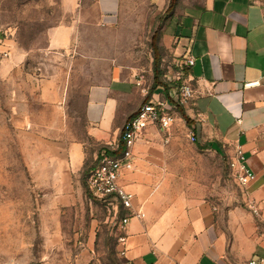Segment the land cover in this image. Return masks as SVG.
Wrapping results in <instances>:
<instances>
[{"label": "crops", "instance_id": "crops-1", "mask_svg": "<svg viewBox=\"0 0 264 264\" xmlns=\"http://www.w3.org/2000/svg\"><path fill=\"white\" fill-rule=\"evenodd\" d=\"M153 3L152 43L145 63L128 64L120 52L102 63L84 54L88 64H101L98 70L105 66V76L85 88L87 139L74 142L60 170L66 193H71L73 183L79 192L81 185L85 188V170L103 146L121 142L124 124L142 104L174 103L181 80L187 79L194 97L189 105L173 108L177 120L185 119L184 113L197 143L220 147L229 160L241 148L256 179L243 187L242 201L224 205L181 191L170 196L175 191L170 151L174 138L159 125H150L134 146V168L125 169L120 179L146 213L144 218H130L122 228V257L133 264H244L264 257V0ZM66 4L71 21L56 27L50 39L57 51L79 45L81 28L114 29L123 18L124 0ZM189 58L193 65L187 64ZM155 60L168 89L159 85L149 95ZM49 93V100L60 103L68 96L63 90ZM252 203L259 214L252 211Z\"/></svg>", "mask_w": 264, "mask_h": 264}, {"label": "rangeland", "instance_id": "rangeland-1", "mask_svg": "<svg viewBox=\"0 0 264 264\" xmlns=\"http://www.w3.org/2000/svg\"><path fill=\"white\" fill-rule=\"evenodd\" d=\"M155 9L153 0H124L116 28H81L79 45L57 51L51 34L72 18L66 0H0V264H125L115 198L94 199L74 183L66 193L60 170L74 142L87 139L85 88L105 76L84 54L102 63L120 52L128 64L145 63ZM59 90L66 100H49ZM190 131L178 119L168 135L170 196L242 201L225 152L192 142Z\"/></svg>", "mask_w": 264, "mask_h": 264}, {"label": "built area", "instance_id": "built-area-1", "mask_svg": "<svg viewBox=\"0 0 264 264\" xmlns=\"http://www.w3.org/2000/svg\"><path fill=\"white\" fill-rule=\"evenodd\" d=\"M194 62L193 58L187 59L188 65H193ZM193 97L194 88L191 82L187 79H182L174 103L168 100H159L157 102L149 101L142 104L136 115L127 120L123 126L121 141L124 143V150L118 156L104 154L99 164L88 176L87 184L94 197L104 201L115 198L118 203L117 206L119 204L122 206L125 213L121 218V228L125 227L130 218H144L146 215L142 205L136 203L135 194L128 191L120 183L123 171L125 169L131 170L135 166L134 146L136 142L140 139L146 128L153 124L159 125L164 132L170 133L177 121V115L173 111V108L189 105ZM189 138L192 142L197 141V135L193 131H190ZM117 145H110V147L116 148ZM230 166L240 185L243 187L248 186L256 179V174L246 164V159L241 148H238L235 155L230 159ZM251 209L255 214H259L260 212L254 203L251 204ZM125 241L126 237L121 235L119 242L124 244ZM120 253L122 256H125L126 250L122 249ZM125 264L133 263L128 260ZM244 264H264V257L252 258Z\"/></svg>", "mask_w": 264, "mask_h": 264}, {"label": "trees", "instance_id": "trees-1", "mask_svg": "<svg viewBox=\"0 0 264 264\" xmlns=\"http://www.w3.org/2000/svg\"><path fill=\"white\" fill-rule=\"evenodd\" d=\"M161 77H162V75H161L160 70H159V65H158L157 61L155 60V63H154V82H153L151 89L149 91V95H152V93L156 90L157 86H159V85H162L166 89H168L166 82H164L161 79ZM182 115L186 120L189 121L188 117L184 113H182ZM124 147L125 146H124L123 141L119 142L116 148H111L109 145L103 146L102 151L100 152L96 162L91 167H89L88 169L85 170L84 175H83V179H82L83 184H84V187L87 189V192L89 193V195L91 197H93L94 199L100 200V199H98L92 195V193L88 187V184H87L88 176L90 175L91 171L99 164V161L104 154H110L112 156H118L124 150ZM119 209L122 212L121 215L123 217V209H122V206L120 204H119Z\"/></svg>", "mask_w": 264, "mask_h": 264}]
</instances>
